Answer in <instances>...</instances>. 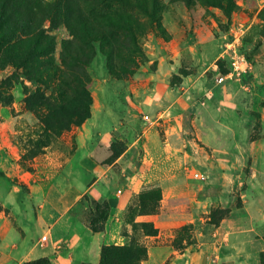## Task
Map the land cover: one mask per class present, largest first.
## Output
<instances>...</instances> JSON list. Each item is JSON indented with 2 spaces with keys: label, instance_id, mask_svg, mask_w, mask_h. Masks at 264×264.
Wrapping results in <instances>:
<instances>
[{
  "label": "rangeland",
  "instance_id": "rangeland-1",
  "mask_svg": "<svg viewBox=\"0 0 264 264\" xmlns=\"http://www.w3.org/2000/svg\"><path fill=\"white\" fill-rule=\"evenodd\" d=\"M65 3L68 13L57 7ZM33 5L28 14L54 37L57 63L63 43L74 39L62 16L91 21L93 58L76 70L88 81L91 117L43 135V94L52 98L59 83L32 82L12 65V0H0V264L21 262L51 239L52 226L42 230L38 223L51 188L81 194L66 215L74 229L55 244V259L69 255L71 263L91 264L92 221L109 223L110 237L123 245L146 246L153 228L173 245L180 229L192 226L184 243L195 252L214 242L218 228L208 221L221 210L227 215L219 238L249 243L243 230L251 218L264 217V0ZM117 14L121 24L132 23L136 47L112 42L117 30L108 22L119 24ZM69 98L80 99L73 92ZM105 172L114 206L87 192ZM253 241L260 258L254 264H264V231Z\"/></svg>",
  "mask_w": 264,
  "mask_h": 264
},
{
  "label": "trees",
  "instance_id": "trees-1",
  "mask_svg": "<svg viewBox=\"0 0 264 264\" xmlns=\"http://www.w3.org/2000/svg\"><path fill=\"white\" fill-rule=\"evenodd\" d=\"M37 1L12 0V65L20 69L24 76L32 82L59 83L56 94L52 98L43 94L41 103L46 111L41 120L44 126L43 135L50 138V132L59 135L62 131H68L74 126L80 127L91 117L89 108L91 97L88 90L85 89L88 81L78 75L79 72L77 71L82 67H88L91 63L94 52L93 42L96 41V38L91 21L86 17H81V15H78V18L70 15L62 16L63 24L69 28L74 39L63 43L61 61L57 63L53 56L55 53L54 37L43 29L42 21L38 19L35 13L32 16L28 14L31 11L34 12L35 6H32V3ZM42 6V3H39L37 8L42 9ZM57 7L60 11H67V13L71 11L70 4ZM57 15L54 14L53 17H49L52 22ZM117 17L120 20L119 24L108 22L109 26L117 30L110 32L112 42L124 50L129 49L127 43L136 47L137 40L132 23L124 22L121 24L124 19L119 14ZM96 35L100 41L107 42V37L102 32L96 30ZM77 42L84 43L86 46L79 45ZM105 53L107 56L111 55L107 51ZM71 92L76 93L80 99L73 98L71 100L69 98ZM150 196L148 194V197ZM148 197L146 198L149 199ZM106 207L110 208L108 204ZM226 215L227 212L224 210L212 212L208 225L214 228L219 227ZM143 226L147 225L143 224ZM91 229L95 233L102 232L104 224L98 226L95 221H92ZM192 229V226H183L180 229L173 241L176 249L183 250L191 245L190 242L185 244L184 241L189 240L190 236L186 238V234ZM157 233V229L153 228L151 232L146 233V236H156ZM147 258V247L132 242L123 246H104L99 264H142ZM23 264L52 263L49 259L43 258Z\"/></svg>",
  "mask_w": 264,
  "mask_h": 264
},
{
  "label": "crops",
  "instance_id": "crops-1",
  "mask_svg": "<svg viewBox=\"0 0 264 264\" xmlns=\"http://www.w3.org/2000/svg\"><path fill=\"white\" fill-rule=\"evenodd\" d=\"M118 162V161H117ZM115 165L112 164L109 170ZM97 178L93 180L90 186H87V192L97 200H109L113 205L111 199V191L109 189L110 179L108 178V173L98 174ZM81 194L73 189L69 190H59L57 188H51L44 199V204L42 205L39 213L38 223L39 228L44 230L51 225V239L48 240V236H44L45 240L51 244L50 247L48 243L42 248L36 251V253L16 264H23L25 262L35 261L40 258H50L55 259L54 250L55 244L60 239L61 235L64 233L66 236L71 234L74 229V220L66 215L68 210L79 198ZM118 200V199H116ZM262 215V214H261ZM258 215V220L254 221L253 218L250 219L249 226L243 230L244 232L250 233L252 239L249 243H239L237 238L229 237L226 241H222L220 237L219 230L221 227L215 229L216 233L213 232L214 242L209 245H204V247L191 251L188 246L183 250H176L172 244H164L162 240L163 229L159 231L157 236L147 237V249L148 258L142 264H254L255 261H259V253L252 252L253 239L257 241V236L260 232L264 231V217L261 218ZM252 217V215L250 216ZM253 232L255 234H253ZM63 234V235H64ZM109 223L106 224L104 230L98 233H92L89 243L92 245L93 254L91 257V264H99L101 257V250L104 245H123L125 242L113 240L110 237ZM246 233H243L245 235ZM175 239V238H174ZM44 240V241H45ZM174 241V240H173ZM162 242V244H161ZM58 258L53 261L54 264H78L71 263L69 255L62 256L57 255ZM78 259V258H77Z\"/></svg>",
  "mask_w": 264,
  "mask_h": 264
},
{
  "label": "built area",
  "instance_id": "built-area-1",
  "mask_svg": "<svg viewBox=\"0 0 264 264\" xmlns=\"http://www.w3.org/2000/svg\"><path fill=\"white\" fill-rule=\"evenodd\" d=\"M225 78H226V77H222V79H221V80H222V81H224V80H225ZM44 240H45V238H44Z\"/></svg>",
  "mask_w": 264,
  "mask_h": 264
}]
</instances>
